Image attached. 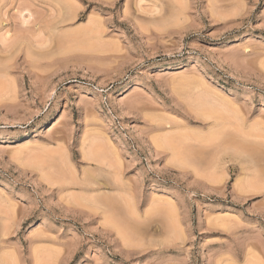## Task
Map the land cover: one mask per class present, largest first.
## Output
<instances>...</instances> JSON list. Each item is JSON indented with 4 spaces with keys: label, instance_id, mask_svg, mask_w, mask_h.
I'll return each mask as SVG.
<instances>
[{
    "label": "rangeland",
    "instance_id": "374dc122",
    "mask_svg": "<svg viewBox=\"0 0 264 264\" xmlns=\"http://www.w3.org/2000/svg\"><path fill=\"white\" fill-rule=\"evenodd\" d=\"M0 264H264V0H0Z\"/></svg>",
    "mask_w": 264,
    "mask_h": 264
},
{
    "label": "bare ground",
    "instance_id": "6f19581e",
    "mask_svg": "<svg viewBox=\"0 0 264 264\" xmlns=\"http://www.w3.org/2000/svg\"><path fill=\"white\" fill-rule=\"evenodd\" d=\"M87 158H89V157L87 156ZM88 179H89V178H88ZM89 186H90V185H89ZM116 188H117V187H116ZM119 188H120V187L118 186V189H119ZM105 195H106V194H105ZM95 197H97V196H95ZM102 197H103V196H102ZM93 199H94V198H92L91 201H92ZM97 201H98V200H97ZM104 202H105V201H104ZM106 202H108V201L106 200ZM106 202H105V203H106Z\"/></svg>",
    "mask_w": 264,
    "mask_h": 264
}]
</instances>
